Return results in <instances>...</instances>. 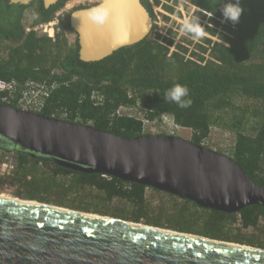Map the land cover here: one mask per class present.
<instances>
[{
    "label": "trees",
    "instance_id": "1",
    "mask_svg": "<svg viewBox=\"0 0 264 264\" xmlns=\"http://www.w3.org/2000/svg\"><path fill=\"white\" fill-rule=\"evenodd\" d=\"M66 1L46 8L43 0L28 5L0 0V79L17 83L13 97L0 92V103L20 108L25 85L34 81L50 91L37 112L120 136L152 135L144 120L164 117L192 129L191 141L207 147L213 129L222 130L235 141L220 152L264 186V0H241L244 12L236 25L223 22V0H142L154 19L153 31L92 62L79 58L77 38L73 45L68 40L70 13L55 39L25 31L29 23L51 20ZM28 11L33 21L26 18ZM182 19L201 24V42L180 37L173 25ZM177 83L189 89L188 108L164 99ZM123 107L138 115L119 112ZM4 163L10 167L0 171V188L14 187L24 199L264 249V208L258 204L239 212L203 208L152 187L0 146V166Z\"/></svg>",
    "mask_w": 264,
    "mask_h": 264
},
{
    "label": "water",
    "instance_id": "2",
    "mask_svg": "<svg viewBox=\"0 0 264 264\" xmlns=\"http://www.w3.org/2000/svg\"><path fill=\"white\" fill-rule=\"evenodd\" d=\"M9 1L28 5L33 0ZM58 2L43 0L46 8ZM87 9L106 15V22L94 23ZM154 25L142 0H99L70 13L79 58L86 62L142 41ZM0 146L152 187L203 208H264V186L231 156L176 135L125 137L0 103ZM0 264H264V249L37 200L0 197Z\"/></svg>",
    "mask_w": 264,
    "mask_h": 264
},
{
    "label": "built area",
    "instance_id": "3",
    "mask_svg": "<svg viewBox=\"0 0 264 264\" xmlns=\"http://www.w3.org/2000/svg\"><path fill=\"white\" fill-rule=\"evenodd\" d=\"M88 1L90 2L92 0H67L65 4L55 12V15L51 20L40 22L35 25L29 23L25 26V31L27 33L31 31H36L40 34L55 39L56 34L61 31V23L67 17V15L71 13L73 9H76L79 5L85 4ZM16 91L17 83L15 81H6L0 79V92H7L10 97H13ZM49 93L50 91L47 89V86L45 84L30 81L24 87L23 94L19 99V106L23 109L37 111L40 109L44 99L49 96ZM3 100L8 101V96H5ZM125 110L132 109H127L126 107H123L121 110H119V112H125ZM167 118L169 117H164L166 121L171 122L172 125L177 128L176 130L185 129V127L177 125L172 119L169 118L170 120H168ZM146 122L150 121L144 120L145 125ZM9 167L10 165L7 163L1 165V168L4 171L8 170Z\"/></svg>",
    "mask_w": 264,
    "mask_h": 264
},
{
    "label": "rangeland",
    "instance_id": "4",
    "mask_svg": "<svg viewBox=\"0 0 264 264\" xmlns=\"http://www.w3.org/2000/svg\"><path fill=\"white\" fill-rule=\"evenodd\" d=\"M98 1L99 0H92L90 2L88 1L85 4L79 5L77 8L90 6L94 3H97ZM26 14H27L26 18H28L29 21L34 20L35 16L31 12L28 11ZM65 20H66V18H65ZM185 21H186V19L185 20L182 19V21H180L179 25H177V26L173 25V27L179 29V33L181 34L180 37H182V36H186L188 38L190 37L194 41V43L201 42L202 41L201 38H194L190 34L182 31V25ZM154 32H155V30H154ZM178 39H182V38L176 37V41H178ZM68 40H69L71 45H73L75 43L76 34L73 31L68 33ZM125 112L129 113V114L138 115V113L135 109L125 110ZM167 119L170 120L169 118H167ZM176 129L177 128H175L171 122L166 121L165 119H163L160 122H146V125H145V130L147 132L152 133V134H170V135H176V136H180V137H183L185 139L191 140L192 134H193L192 129H190V128H185L182 130L181 129L176 130ZM234 141H235V139H234V136L232 134L225 133L222 130L213 129V131L210 133L208 141L206 142V145H208V147L215 149L217 151L222 150V151L226 152L227 149L234 144ZM0 171H2V172L4 171V170H2L1 166H0ZM0 193L1 194L4 193L7 195L16 197V198L19 197L15 194V188L11 187V186H5L4 188H0Z\"/></svg>",
    "mask_w": 264,
    "mask_h": 264
},
{
    "label": "clouds",
    "instance_id": "5",
    "mask_svg": "<svg viewBox=\"0 0 264 264\" xmlns=\"http://www.w3.org/2000/svg\"><path fill=\"white\" fill-rule=\"evenodd\" d=\"M99 7V6H98ZM89 19L96 24H104L107 16H100L96 14V9H87ZM219 12L222 14L223 22H230L236 25L240 22L244 8L241 5V0H223ZM182 31L190 34L194 38H201L204 36V29L199 22L186 20L182 25ZM189 97V89L179 83L168 89L164 94V99L176 103L180 108H188L192 104Z\"/></svg>",
    "mask_w": 264,
    "mask_h": 264
},
{
    "label": "bare ground",
    "instance_id": "6",
    "mask_svg": "<svg viewBox=\"0 0 264 264\" xmlns=\"http://www.w3.org/2000/svg\"><path fill=\"white\" fill-rule=\"evenodd\" d=\"M0 197H3V198H6V199H14L15 197H13V196H10V195H7V194H4V193H0ZM99 216H101V215H99ZM108 218V217H107ZM111 218V217H110Z\"/></svg>",
    "mask_w": 264,
    "mask_h": 264
}]
</instances>
